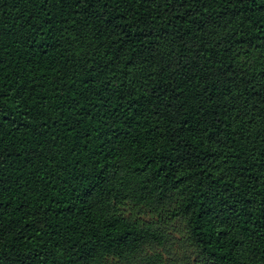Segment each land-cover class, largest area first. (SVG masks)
<instances>
[{"label":"trees","instance_id":"16d2710c","mask_svg":"<svg viewBox=\"0 0 264 264\" xmlns=\"http://www.w3.org/2000/svg\"><path fill=\"white\" fill-rule=\"evenodd\" d=\"M175 263L264 264V0H0V264Z\"/></svg>","mask_w":264,"mask_h":264},{"label":"rangeland","instance_id":"374dc122","mask_svg":"<svg viewBox=\"0 0 264 264\" xmlns=\"http://www.w3.org/2000/svg\"><path fill=\"white\" fill-rule=\"evenodd\" d=\"M176 250H177V249H176ZM172 258H175V259L178 260V262H180V261H179V256H178V255H174ZM175 264H177V263H175Z\"/></svg>","mask_w":264,"mask_h":264}]
</instances>
